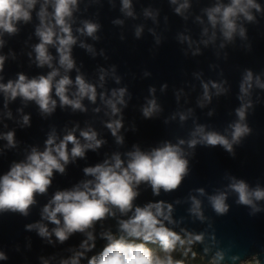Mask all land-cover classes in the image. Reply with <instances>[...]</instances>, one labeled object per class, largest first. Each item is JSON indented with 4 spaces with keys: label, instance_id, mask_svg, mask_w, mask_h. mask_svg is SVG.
Returning <instances> with one entry per match:
<instances>
[{
    "label": "water",
    "instance_id": "1",
    "mask_svg": "<svg viewBox=\"0 0 264 264\" xmlns=\"http://www.w3.org/2000/svg\"><path fill=\"white\" fill-rule=\"evenodd\" d=\"M182 2L183 0H178L177 4H172L170 0H132L135 14L133 18L126 17L120 11L121 0H99L93 3L82 0L74 14L73 30L78 36V42L73 46L72 57L76 61V67L89 82L97 85L98 93L106 91L110 94L113 88L119 87L128 89L129 95L125 96L127 107L121 106L123 128L119 134L124 138L122 144H117L115 137L104 126L105 122L117 117L106 115L108 109L99 99V95L95 104L87 99L83 101L87 112H73L67 107L62 109L58 103L51 116L43 117L34 102L24 104L19 98L9 102L5 108L4 96L0 93V133L15 131L17 141L15 148H8L7 141L0 139V176L14 162L24 160L32 147L42 151L47 135L53 128L62 137L67 130L77 125V136L79 130L91 126L98 132V138L106 141L99 149L88 150L85 158H77L75 162L67 165L63 175L54 173L47 194L36 196L37 203L31 207L27 217L18 213L0 214V250L9 257L6 261H0V264H41V257L51 258V264H59L61 258L71 255L70 249L78 248L85 238L83 234L73 235L64 244L55 242L53 237L54 243L49 244L35 231H25V225L40 221L43 206L57 190L69 189L82 180L90 179L84 175V167L103 163L117 152L122 159H126L124 154L132 151L133 145H138L142 151H148L163 141L176 143L178 139L187 140L197 124L205 125L207 130L223 133L237 119L235 109L240 106L237 97L244 69H251L264 80V12H254V23L242 21L247 29L248 40L242 41L237 37L234 43L227 44L216 30L215 40L205 45L204 41L214 31L208 24L205 9L215 6L218 0H188L189 7L183 15H178L175 8ZM220 2L228 3V0ZM257 2L264 7V0ZM39 7L40 3L36 6L37 11ZM145 9L157 14L155 21L145 17ZM84 19H91L102 25L97 33L100 40L93 41L75 33L80 21ZM115 20H122L123 24H114ZM38 24L39 20L34 11L29 23L18 24V33L11 36L4 34L0 55H4L6 59L4 71L0 73L3 80L0 82L15 80L18 73L33 78L46 75L50 71L46 66L38 68L35 64L33 46L39 42L35 35ZM137 26L143 27L139 38L134 35ZM205 28H208L207 35H204ZM180 37L187 39L181 41ZM157 38L160 40L159 44L156 42ZM81 42L92 45L95 56L80 47ZM249 43L252 45L251 52L245 48ZM50 51L55 57V50L50 48ZM53 63L56 64L55 59ZM113 65L114 75L111 71ZM100 69L108 72L103 88L100 87ZM145 72L150 74L145 75ZM76 74L75 69L70 73L73 79ZM114 76L120 77L119 84L115 82ZM202 81H227L224 87L229 91L216 96L212 89L211 102H205L200 107L203 97ZM164 84H167V88L162 89ZM150 87L155 88L154 94L149 92ZM153 97L161 111L152 119H145L141 109ZM250 99L253 101V108L249 109L246 122L252 133L243 140L242 145L234 146L235 158H231L220 147L204 148L198 145L192 172L180 189L172 193L161 191L159 196H155L148 185L141 184L135 204L143 206L159 200L172 203L176 230L201 232L205 231L207 225L194 220L187 211L190 207L187 197L190 192L195 194L194 189L202 187L206 194H211L214 189L222 188L228 183L224 178L225 174L244 179L250 187L254 188L259 184L264 188V90L254 89ZM96 108L100 111H93ZM20 109L22 111H18ZM8 111L12 113L11 119L6 116ZM25 114L30 115L31 126L22 128L20 121ZM181 114L186 116L184 121L180 120ZM186 151L191 150L186 148ZM200 198L204 202L205 215L214 220L217 241L223 238L222 243H215L211 239L212 230L208 229L205 244L194 246L193 251L204 262L211 261L215 251L226 247L229 241H234L235 247L219 264H240L239 260L230 259L231 255L236 254H241L244 259L250 258L253 253H260V258L264 261V211L255 218H250L249 209L235 205V197L230 195V213L216 218L207 206L206 196ZM259 203L264 208V201ZM105 230L117 233V220L108 218L96 225V247L87 253L88 257L99 253L105 246L106 240L100 237V233ZM205 246L211 249L207 255L203 252ZM81 264H87V259H83Z\"/></svg>",
    "mask_w": 264,
    "mask_h": 264
},
{
    "label": "clouds",
    "instance_id": "2",
    "mask_svg": "<svg viewBox=\"0 0 264 264\" xmlns=\"http://www.w3.org/2000/svg\"><path fill=\"white\" fill-rule=\"evenodd\" d=\"M82 0H0V48L4 45V34L15 35L18 33V24H27L32 20V14L36 11L39 24L35 29V35L39 42L33 46L35 64L38 68L45 66L50 69L46 75H38L29 78L24 73H18L15 80L7 83L0 82V93L4 96V107L9 102L19 98L24 104L34 102L43 117L51 116L59 103L60 108H71L73 112H87L83 101L87 99L95 104L99 99L108 109L106 115L117 117L105 122V127L115 137L117 144H122L124 138L120 135L123 128L121 106L127 107L125 96L129 95L126 87L113 88L108 94L106 91L98 93L97 85L89 82L76 67V61L72 57L73 46L78 42V36L74 34V14L78 11ZM90 3L99 0H89ZM40 3L39 10H36ZM177 4L178 0H170ZM189 7L188 0H183L175 8L178 15ZM50 9V10H49ZM120 11L126 17L135 18L132 0H121ZM207 21L210 25L212 36L204 43L214 41L216 30L219 31L227 44L234 43L239 37L242 41L248 40L247 29L242 21L254 23V12H264V7L257 0H228L205 9ZM145 17L155 21L156 13L149 9L144 10ZM114 24L122 25V20L113 21ZM102 25L91 19L80 21V26L75 29L79 36L91 38L93 41L100 40L97 35ZM143 32L142 26L135 28V37L139 38ZM208 34V28L204 29V35ZM181 41L187 39L180 37ZM157 44L160 43L157 38ZM95 56V49L90 44L80 43ZM224 47V44H221ZM55 50L54 57L50 51ZM248 52L252 51L251 43L245 45ZM101 50V55H103ZM31 56V53H29ZM58 57V59H56ZM6 57L0 55V73L4 71ZM56 60L54 65L53 61ZM76 70L73 79L70 73ZM115 74V65L111 69ZM150 73L145 72V75ZM108 72L100 69V87L103 88L105 77ZM115 82L120 83V77L114 76ZM3 80V76H0ZM223 82H201L203 97L200 107L205 102H211L212 92L216 96L226 94L229 89L224 87ZM167 88V84L162 86ZM254 89L264 90V80L261 75L254 74L251 69H244L239 82L238 100L240 106L235 109L236 120L228 125L223 133L215 130H207L205 125L197 124L190 132L189 138L178 139L176 143L163 141L159 146L148 151H142L138 145H133V150L125 153L126 159H122L119 152L113 153L110 159L103 163L83 168V173L90 179L82 180L73 187L57 190L51 199L43 206L40 221L25 225V231H35L37 235L49 244L55 242L64 244L73 235L80 233L84 239L78 248L70 249L71 255L61 258L59 264H81L87 259V264H186V258L191 255L195 258L197 253L193 251L195 245H204L206 232L211 229V239L220 244L223 238L217 241L214 229V220L205 215L204 202L200 197H205L207 206L216 218L227 216L231 211L228 203L229 196L234 195V204L249 209L248 216L255 218L258 213L264 211L261 201H264V188L257 184L250 185L244 179L225 174L228 181L222 188L214 189L211 194H206L204 188L194 189L189 193L187 202L190 204L188 214L207 228L201 232H191L186 229L176 230L173 219L174 206L163 200L149 202L143 206L135 204L139 196L141 184L148 185L152 194L159 196L161 191L172 193L181 188L185 179L190 176L195 160L197 146L204 148H222L231 158H235L234 146H240L243 140L252 133L249 127L247 115L253 108L250 99ZM149 92L155 93V88L150 87ZM22 111V109L18 110ZM99 112L100 109H93ZM161 111L156 99H148L142 107V116L152 119ZM211 114V113H209ZM6 116L11 119L12 113L8 111ZM186 116L181 114L180 120ZM21 127L31 126L30 115H22ZM67 130L60 137L53 128L44 142V149L32 147L25 159L14 162L10 169L0 176V214L18 213L23 217L29 215L30 209L37 203V195H45L52 185L54 173L63 175L66 166L76 161L77 158H85L88 150L99 149L106 141L98 138V132L88 126L79 130L77 128ZM15 131L0 133V139L7 141L8 148L17 146ZM71 145V148H69ZM191 151H186V148ZM191 158V159H190ZM113 218L117 220V233L105 230L100 237L106 240L103 249L90 257L87 253L96 247L95 228L97 224ZM45 221L47 223H45ZM49 225H52L49 228ZM155 245L156 247H152ZM235 247L234 241L215 251L210 264H219ZM211 249L207 246L203 252L207 255ZM180 253L184 259L176 258ZM9 257L0 250V261H6ZM231 260H239L240 264H264L260 253H253L250 258H241V254L231 255ZM41 264H51V258L41 257Z\"/></svg>",
    "mask_w": 264,
    "mask_h": 264
},
{
    "label": "rangeland",
    "instance_id": "3",
    "mask_svg": "<svg viewBox=\"0 0 264 264\" xmlns=\"http://www.w3.org/2000/svg\"><path fill=\"white\" fill-rule=\"evenodd\" d=\"M152 247H156L155 245H153ZM176 255V258L178 259H184L183 256H181V254L178 252L175 254ZM186 264H210V261L208 262H204L201 258V256L199 255H196L195 258H192L191 255H189L187 258H186Z\"/></svg>",
    "mask_w": 264,
    "mask_h": 264
}]
</instances>
